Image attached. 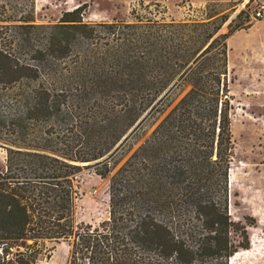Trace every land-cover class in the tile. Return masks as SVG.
<instances>
[{
    "label": "trees",
    "instance_id": "obj_1",
    "mask_svg": "<svg viewBox=\"0 0 264 264\" xmlns=\"http://www.w3.org/2000/svg\"><path fill=\"white\" fill-rule=\"evenodd\" d=\"M216 4L204 6L205 21L181 23L175 43L174 22L86 21L77 6L43 23L35 0H0V101L15 135L0 171V264H37L47 240L68 243L64 264H229L250 247L246 225L255 218L243 223L229 212L227 45L250 25L233 19L216 34ZM174 85L189 88L110 177L107 217L76 223L79 162L106 178V154L140 115L103 146L100 131H81L100 125L89 101L141 97L145 111ZM67 116L70 129L47 132Z\"/></svg>",
    "mask_w": 264,
    "mask_h": 264
},
{
    "label": "rangeland",
    "instance_id": "obj_2",
    "mask_svg": "<svg viewBox=\"0 0 264 264\" xmlns=\"http://www.w3.org/2000/svg\"><path fill=\"white\" fill-rule=\"evenodd\" d=\"M255 1L264 2V0H35L37 22L55 23L64 11L82 6L83 18L86 21L143 23L149 19L174 22L176 26L171 28V35L175 43L180 41L181 33L186 32V27L181 23L196 25L206 20L204 6L207 3H218L212 7V10L217 12L215 23H220L216 34L226 33L229 29L228 24L233 19L232 25L239 22L250 25L247 29H239L240 32L227 39L228 78L233 77V81L229 82V95L232 103L231 131L235 145L229 170L233 179L232 184L229 182V212L233 220L243 223H246V216L255 218V225H246L250 247L245 250L249 252L240 256L236 264H264V12L263 17L256 19L246 12L254 8ZM243 2H246L244 7L241 5ZM224 15L228 17L222 21ZM175 86L162 99L154 100L145 111H141L145 105L141 97H134L127 102L122 99L123 97H119L117 101L112 99L89 101V106H92L95 114V121L100 125L91 127L86 125V128L83 125L81 131L84 129L87 132L100 131L104 139L103 146L104 142L109 144L115 127L126 126L135 115L139 113L140 115L106 154L107 160L113 164L106 178H101L94 167H84L85 163L79 162L82 168L77 176L79 197L76 201V223H97L107 217L110 177L150 136L157 124L189 88V85H186L179 91L177 88L174 90ZM114 103L117 104L113 112ZM7 105L9 103L6 100L0 101V171L5 170V146L15 140L11 126L8 125L9 122L12 123V120H9L11 112H5ZM161 105H165V109L158 113L156 109ZM61 120L57 126H46L47 132L54 136L56 133L66 132L67 127L70 129L71 124L64 122L70 121V118L67 116V119ZM28 132L32 140L39 138V131L33 132L30 128ZM79 134L73 130L71 135L78 138ZM68 254L69 245L66 241L47 240L40 248L36 263L64 264Z\"/></svg>",
    "mask_w": 264,
    "mask_h": 264
},
{
    "label": "built area",
    "instance_id": "obj_3",
    "mask_svg": "<svg viewBox=\"0 0 264 264\" xmlns=\"http://www.w3.org/2000/svg\"><path fill=\"white\" fill-rule=\"evenodd\" d=\"M246 3H242V7L245 6ZM263 12H264V2L263 1H255V5H254V8L249 11L251 17L253 19H256V18H261L263 17Z\"/></svg>",
    "mask_w": 264,
    "mask_h": 264
},
{
    "label": "bare ground",
    "instance_id": "obj_4",
    "mask_svg": "<svg viewBox=\"0 0 264 264\" xmlns=\"http://www.w3.org/2000/svg\"><path fill=\"white\" fill-rule=\"evenodd\" d=\"M229 182H230V184H232V182H233V179H232V175H231V172H230V174H229ZM247 252H249V250H242V251H238V252H236L231 258H230V264H236V261H238L237 259L240 257V256H242V255H244V254H248ZM246 257V256H245Z\"/></svg>",
    "mask_w": 264,
    "mask_h": 264
},
{
    "label": "crops",
    "instance_id": "obj_5",
    "mask_svg": "<svg viewBox=\"0 0 264 264\" xmlns=\"http://www.w3.org/2000/svg\"><path fill=\"white\" fill-rule=\"evenodd\" d=\"M221 2H225V1H221ZM244 3H246V2H244ZM241 30H236L230 37H232L235 33H237V32H240ZM229 37V38H230Z\"/></svg>",
    "mask_w": 264,
    "mask_h": 264
},
{
    "label": "water",
    "instance_id": "obj_6",
    "mask_svg": "<svg viewBox=\"0 0 264 264\" xmlns=\"http://www.w3.org/2000/svg\"><path fill=\"white\" fill-rule=\"evenodd\" d=\"M242 250H244V249H242ZM230 261V260H229Z\"/></svg>",
    "mask_w": 264,
    "mask_h": 264
}]
</instances>
